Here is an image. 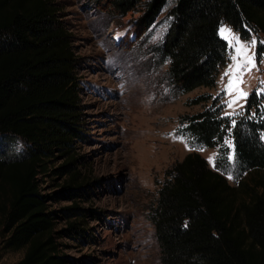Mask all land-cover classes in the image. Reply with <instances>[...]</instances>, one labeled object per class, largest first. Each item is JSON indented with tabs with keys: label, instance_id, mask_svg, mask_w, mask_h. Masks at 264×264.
<instances>
[{
	"label": "trees",
	"instance_id": "1",
	"mask_svg": "<svg viewBox=\"0 0 264 264\" xmlns=\"http://www.w3.org/2000/svg\"><path fill=\"white\" fill-rule=\"evenodd\" d=\"M102 1L118 15L142 4L135 21L145 29L166 0ZM167 15L160 50L169 82L182 92L215 84L226 60L221 21L243 38L264 32V0H176ZM58 16L53 0H0V135L19 136L29 145L21 157L0 154V210L3 231H9L4 243L26 246L15 264H69L56 237L85 235L76 220L54 230V211H45L39 192L48 156L54 148L69 155L80 132L77 57ZM255 51L264 57V45L258 43ZM258 92L252 90L244 111L231 117L236 127L216 98L188 116L185 131L207 146L222 142L230 128L239 167L249 177L233 185L196 151L168 167L150 212L161 264H264V94ZM251 109L256 115L249 118ZM74 160L70 156L62 166ZM76 176L73 172L67 188L84 187L73 185Z\"/></svg>",
	"mask_w": 264,
	"mask_h": 264
},
{
	"label": "rangeland",
	"instance_id": "2",
	"mask_svg": "<svg viewBox=\"0 0 264 264\" xmlns=\"http://www.w3.org/2000/svg\"><path fill=\"white\" fill-rule=\"evenodd\" d=\"M53 1L77 57L80 132L71 140L69 155L54 148L48 156L46 171L39 175V192L44 195L45 211H54V230L68 227L72 220L85 230L84 236L60 233L59 251L68 256L69 264H161L150 212L168 167L196 151L233 185L249 177L236 156L229 158L232 149L224 141L233 142L230 128L222 142L212 146L195 141L184 129L188 116L211 105L213 98L223 103V115L233 109L244 111L245 100L239 102L242 108L227 106L232 95L225 91L230 79L225 72L234 64V50L225 40L226 60L213 86L178 91L167 78V60L160 50L169 24L167 13L176 0H166L145 29L135 21L142 4L118 15L102 0ZM221 25L244 42L251 36L258 43L264 40V32L256 30L241 37L227 21L220 22L218 33ZM261 60L264 57L256 55L260 70L246 74L241 85L248 94L264 88ZM206 95L208 100L195 101ZM17 138L26 146L19 154L12 147ZM28 146L19 136L0 135V154L5 158L21 157ZM70 156L76 160L63 167ZM210 157L216 158V167ZM73 172L77 175L73 185L84 186L80 190L66 187L72 184ZM3 219L0 210V264H15L26 246H5L9 231H3Z\"/></svg>",
	"mask_w": 264,
	"mask_h": 264
},
{
	"label": "snow or ice",
	"instance_id": "3",
	"mask_svg": "<svg viewBox=\"0 0 264 264\" xmlns=\"http://www.w3.org/2000/svg\"><path fill=\"white\" fill-rule=\"evenodd\" d=\"M219 35L226 40L229 45L234 50V55L231 59L234 61V64L229 66V69L225 72V75L229 76V82L225 87L226 93L232 95V99L228 101L227 106L229 108H233L234 105L243 107L239 102L241 100H247L248 92L245 91L241 85L245 84V75L250 74L253 70L259 71V67L256 62V52L255 49L257 47V37L251 36L250 41L244 42L241 40L240 36L236 33H233L232 29L226 25H221L219 28ZM259 43L264 45V40H260ZM261 63L264 64V60H261ZM264 84V81L261 82ZM261 92H264V88H262L257 94L259 95ZM230 119L233 116H239L240 113L236 112L233 109L231 113H225ZM256 115V113H252L249 118H252ZM261 119L264 120V113H261ZM236 120L231 119V127H236ZM182 139V137H181ZM261 139L264 140V136H261ZM224 143L227 145L229 149H232V155L229 157H235V145L231 140H225ZM210 161L213 162V166L216 167L214 161L215 157H210ZM229 179H232V176L229 175ZM187 226V225H185Z\"/></svg>",
	"mask_w": 264,
	"mask_h": 264
},
{
	"label": "clouds",
	"instance_id": "4",
	"mask_svg": "<svg viewBox=\"0 0 264 264\" xmlns=\"http://www.w3.org/2000/svg\"><path fill=\"white\" fill-rule=\"evenodd\" d=\"M12 147H13V150L16 152V154H19L20 151L26 148V146L24 145V142L20 138L16 139V142Z\"/></svg>",
	"mask_w": 264,
	"mask_h": 264
}]
</instances>
